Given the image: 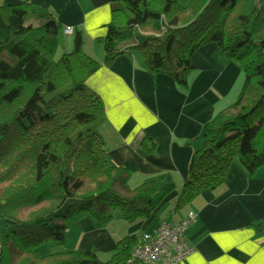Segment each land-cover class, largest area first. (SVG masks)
<instances>
[{
  "label": "trees",
  "instance_id": "obj_1",
  "mask_svg": "<svg viewBox=\"0 0 264 264\" xmlns=\"http://www.w3.org/2000/svg\"><path fill=\"white\" fill-rule=\"evenodd\" d=\"M64 29L33 0L0 5V264H141L132 256L135 233L105 260L64 248L80 215L96 227L117 214L148 219L175 188L162 174L132 185L131 169L109 161L105 108L86 83L100 63L83 50L80 30L72 49L57 54ZM99 40L104 63L135 52L152 76L182 86L191 56L208 43L240 67L237 98L203 125L175 209L223 185L235 159L249 177L264 166V0H116ZM252 226L264 230V222ZM46 243L60 248L43 253Z\"/></svg>",
  "mask_w": 264,
  "mask_h": 264
},
{
  "label": "crops",
  "instance_id": "obj_2",
  "mask_svg": "<svg viewBox=\"0 0 264 264\" xmlns=\"http://www.w3.org/2000/svg\"><path fill=\"white\" fill-rule=\"evenodd\" d=\"M20 1L0 0V5ZM114 1L33 0L56 14L64 28H72V33L65 34L67 40L80 30L83 50L100 63L86 83L99 94L105 108L100 133L109 161L131 169L132 185L162 174L175 188L151 218L128 224L117 214L109 221L118 226L113 230L107 225L96 227L89 215H80L69 227L68 250L112 252L121 236L142 228V233H156L161 221H178L193 211L195 219L184 231L192 250L182 264H264V230L252 226L264 222L263 169L249 177L234 160L223 185L204 190L175 209L195 150L201 145L203 125L237 98L242 79L238 63L219 57L214 43L203 45L191 56L193 69L186 86L164 73L152 76L135 52L104 63L99 39L106 33Z\"/></svg>",
  "mask_w": 264,
  "mask_h": 264
},
{
  "label": "built area",
  "instance_id": "obj_3",
  "mask_svg": "<svg viewBox=\"0 0 264 264\" xmlns=\"http://www.w3.org/2000/svg\"><path fill=\"white\" fill-rule=\"evenodd\" d=\"M64 33H72V28L66 27ZM194 219L195 213L188 211L178 221H161L154 234L143 232L139 244L133 249V258L141 264H182L192 250L184 231Z\"/></svg>",
  "mask_w": 264,
  "mask_h": 264
},
{
  "label": "rangeland",
  "instance_id": "obj_4",
  "mask_svg": "<svg viewBox=\"0 0 264 264\" xmlns=\"http://www.w3.org/2000/svg\"><path fill=\"white\" fill-rule=\"evenodd\" d=\"M181 4H186L189 0H178ZM67 37V36H66ZM65 37V40H66V45H67V47L65 46V48H60L59 49V51H58V53L57 54H61L64 50H70V49H72V47H73V45H72V40L71 39H73V36H72V38H69L70 40H67V38ZM71 42V43H70ZM242 82H243V80L241 79V84H240V88H241V85H242ZM239 88V85H238V89H240ZM235 161H238L237 159H235ZM239 162V161H238ZM241 165V164H240ZM264 167V166H263ZM263 167H261L260 169H263L262 171H263V173H264V168ZM154 214H152L149 218H151L152 216H153ZM127 222V221H126ZM111 222H107L105 225H107V226H109V229L110 230H113V229H115V228H117L118 226H117V224L116 223H112V224H110ZM128 224H131V223H133V222H127ZM104 225V226H105ZM103 226V227H104ZM2 228H3V219L0 217V232H1V230H2ZM151 228V227H150ZM159 228V227H158ZM145 228H142V229H138V230H136L134 233L136 234V235H141V233H142V231L144 230ZM152 229V228H151ZM157 231V230H156ZM151 233H154L153 231H151ZM121 237H123V236H121ZM120 237V238H121ZM71 241H72V239H70V237H69V234L67 235V242H66V244H65V246H64V248H66V249H69L70 247H68V246H71L70 244H71ZM60 247H59V245H57V244H54V243H46V244H44V245H42L41 246V252H48V251H54V250H57V249H59ZM115 252V250L114 251H112V252H106V253H99V252H97L98 253V256L102 259V260H105V259H108V258H110V256H111V254H113Z\"/></svg>",
  "mask_w": 264,
  "mask_h": 264
}]
</instances>
